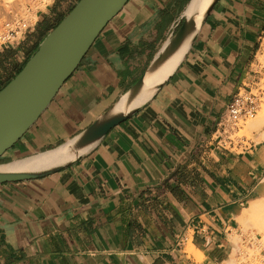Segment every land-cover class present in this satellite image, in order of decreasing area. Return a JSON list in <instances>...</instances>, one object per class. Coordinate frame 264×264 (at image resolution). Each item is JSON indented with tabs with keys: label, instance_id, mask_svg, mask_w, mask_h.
<instances>
[{
	"label": "crops",
	"instance_id": "0c3cea01",
	"mask_svg": "<svg viewBox=\"0 0 264 264\" xmlns=\"http://www.w3.org/2000/svg\"><path fill=\"white\" fill-rule=\"evenodd\" d=\"M76 1L51 0L27 34L0 45V89ZM189 2L127 0L0 163L53 149L111 108ZM263 77L264 0H216L128 117L66 166L0 182V264L222 263L237 213L264 178V139L253 132L242 150L223 149L218 122L232 96ZM188 241L201 262L187 256Z\"/></svg>",
	"mask_w": 264,
	"mask_h": 264
},
{
	"label": "water",
	"instance_id": "95a60500",
	"mask_svg": "<svg viewBox=\"0 0 264 264\" xmlns=\"http://www.w3.org/2000/svg\"><path fill=\"white\" fill-rule=\"evenodd\" d=\"M126 1L77 0L40 40L21 69L0 89V156L33 124L61 84L77 67L100 30ZM215 1L211 0L205 7L199 27ZM193 20L192 15L183 14L179 25L169 36L166 44L124 93L126 109L112 111L113 105L71 138L69 141L74 151L90 146L135 110L136 107L128 108L137 95L145 75L158 69L172 56ZM79 155L80 153L65 163L41 170L0 171V182L42 176L66 166Z\"/></svg>",
	"mask_w": 264,
	"mask_h": 264
},
{
	"label": "bare ground",
	"instance_id": "6f19581e",
	"mask_svg": "<svg viewBox=\"0 0 264 264\" xmlns=\"http://www.w3.org/2000/svg\"><path fill=\"white\" fill-rule=\"evenodd\" d=\"M210 1L211 0H190L186 9L184 10V14L187 16L192 15V18L194 19L193 23L189 25V27L187 28L179 46L177 47L175 52L172 54V56L169 57L168 60H166L158 69L152 72H148L145 75L142 81V85L128 109L137 107L143 102H145L155 91L158 84L162 83L169 76V74L173 71L177 63L182 58V55L185 52L186 48L188 47L190 40L192 39L195 31L199 28V24L204 14L205 7ZM125 98H126V94H124L119 100H117V102L113 106L112 111H124L126 109L125 108V100H126ZM254 123L255 125L257 124L256 121ZM238 127H239V124H238ZM262 133L264 134V132ZM70 142L71 141H68L53 149L38 153L34 156H30V157H27L21 160H16V161L5 163V164H0V171L41 170V169L48 168V167H51L57 164L65 163L73 159L77 154L81 153L88 147V146L84 147L83 149L79 151H74L71 148ZM252 217L256 220L257 230L264 237V178L260 181V185L247 198L244 205L240 208V210L237 213V220L240 222L241 225H243L244 223H247L248 219ZM184 250L186 251L187 256H191L194 258H196L197 255L198 256L203 255V253L198 251V249L194 245H192L189 241L185 245ZM232 259L233 257L231 255L229 256L227 261L233 264L234 261H232Z\"/></svg>",
	"mask_w": 264,
	"mask_h": 264
},
{
	"label": "built area",
	"instance_id": "2783aa9c",
	"mask_svg": "<svg viewBox=\"0 0 264 264\" xmlns=\"http://www.w3.org/2000/svg\"><path fill=\"white\" fill-rule=\"evenodd\" d=\"M29 7L17 10L11 7L0 25V45L19 40L29 25ZM264 100V84L236 92L219 119L217 146L230 151L242 150L249 137L238 133V124L256 115Z\"/></svg>",
	"mask_w": 264,
	"mask_h": 264
},
{
	"label": "rangeland",
	"instance_id": "374dc122",
	"mask_svg": "<svg viewBox=\"0 0 264 264\" xmlns=\"http://www.w3.org/2000/svg\"><path fill=\"white\" fill-rule=\"evenodd\" d=\"M50 1L51 0H0V25L4 17L3 15L9 8L14 7L17 8V10L18 8L20 10L25 8L26 6L29 7L31 23H34L37 20L36 23L38 24V20L40 17H36V10L39 8H44L47 3H50ZM29 29H31V25L27 27V30L24 32V34H27L29 32ZM260 84H264V77L257 85ZM255 121L258 125H255ZM261 131L264 132V100L260 104L256 115L253 118L248 119L244 123L240 122L238 127V133L244 134L247 137H252L253 132L257 133L258 137L255 139L256 141L264 139V134ZM233 232L234 233L231 236V243L233 245V248L231 254L229 255H232L233 257V264H264V237L257 230L256 220L252 217L248 219L247 223H244L243 225H241L237 220ZM203 256L204 253L203 255H197L194 259L197 262H201L204 259ZM229 256L226 257L220 264H231L227 261ZM197 257H200L201 259H198Z\"/></svg>",
	"mask_w": 264,
	"mask_h": 264
},
{
	"label": "trees",
	"instance_id": "16d2710c",
	"mask_svg": "<svg viewBox=\"0 0 264 264\" xmlns=\"http://www.w3.org/2000/svg\"><path fill=\"white\" fill-rule=\"evenodd\" d=\"M61 18H62V17H61ZM61 18H60V19H61ZM60 19H59V20H58V21L52 26V28H53V27H54V26L60 21ZM19 70H20V68L18 69V71H19ZM18 71H17V72H18Z\"/></svg>",
	"mask_w": 264,
	"mask_h": 264
}]
</instances>
